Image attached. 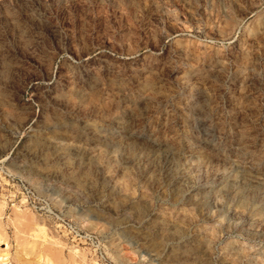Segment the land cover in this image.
Masks as SVG:
<instances>
[{
	"label": "rangeland",
	"instance_id": "obj_1",
	"mask_svg": "<svg viewBox=\"0 0 264 264\" xmlns=\"http://www.w3.org/2000/svg\"><path fill=\"white\" fill-rule=\"evenodd\" d=\"M0 264H264V0H0Z\"/></svg>",
	"mask_w": 264,
	"mask_h": 264
},
{
	"label": "bare ground",
	"instance_id": "obj_2",
	"mask_svg": "<svg viewBox=\"0 0 264 264\" xmlns=\"http://www.w3.org/2000/svg\"><path fill=\"white\" fill-rule=\"evenodd\" d=\"M253 181H255V182H259V183H261V179L260 178H258V177H254L253 179H252Z\"/></svg>",
	"mask_w": 264,
	"mask_h": 264
}]
</instances>
